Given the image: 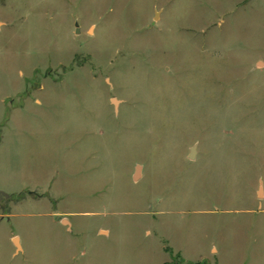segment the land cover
Returning a JSON list of instances; mask_svg holds the SVG:
<instances>
[{"label":"rangeland","instance_id":"1","mask_svg":"<svg viewBox=\"0 0 264 264\" xmlns=\"http://www.w3.org/2000/svg\"><path fill=\"white\" fill-rule=\"evenodd\" d=\"M0 189V264H264V0H0Z\"/></svg>","mask_w":264,"mask_h":264},{"label":"water","instance_id":"2","mask_svg":"<svg viewBox=\"0 0 264 264\" xmlns=\"http://www.w3.org/2000/svg\"><path fill=\"white\" fill-rule=\"evenodd\" d=\"M77 32H78V30H77ZM117 104V103H116ZM195 155H196V148H193L192 150H191V154H190V159H193V158H195ZM13 198V196L12 195H9V194H7V193H5V192H3L1 189H0V200H3V199H12ZM56 217L57 216H55V219H56ZM15 244L18 246V240L16 239L15 240ZM18 248H19V246H18Z\"/></svg>","mask_w":264,"mask_h":264},{"label":"crops","instance_id":"3","mask_svg":"<svg viewBox=\"0 0 264 264\" xmlns=\"http://www.w3.org/2000/svg\"><path fill=\"white\" fill-rule=\"evenodd\" d=\"M2 141V140H1Z\"/></svg>","mask_w":264,"mask_h":264}]
</instances>
